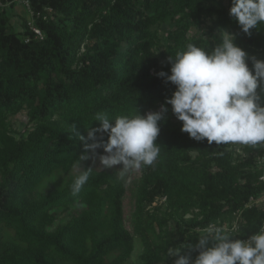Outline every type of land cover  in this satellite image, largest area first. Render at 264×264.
I'll return each instance as SVG.
<instances>
[{"label": "trees", "instance_id": "obj_1", "mask_svg": "<svg viewBox=\"0 0 264 264\" xmlns=\"http://www.w3.org/2000/svg\"><path fill=\"white\" fill-rule=\"evenodd\" d=\"M17 1L32 13L21 29L12 25ZM228 3L0 0V264H127L137 244L139 264H160L170 247L195 243L210 224L237 220L233 239L241 240L259 230L264 211L246 207L264 189L254 161L237 156L231 143L190 138L173 113L159 122L156 162L130 185L122 165L102 169L97 156L82 162L93 171L77 196L75 179L46 190L85 154L79 137L100 126L96 113L145 115L171 98L175 86L150 72L170 74L169 57L189 43L211 52L219 30H228L249 57L264 60V26L243 33ZM206 19V39L189 37ZM168 20L175 27L159 52ZM26 109L33 127L18 139L11 119Z\"/></svg>", "mask_w": 264, "mask_h": 264}, {"label": "clouds", "instance_id": "obj_2", "mask_svg": "<svg viewBox=\"0 0 264 264\" xmlns=\"http://www.w3.org/2000/svg\"><path fill=\"white\" fill-rule=\"evenodd\" d=\"M229 14L241 31L250 35V30L264 26V0H231ZM219 31L221 42L211 52L189 43L175 58L169 57L170 74L161 71L157 75L174 85L175 91L159 111L145 115L136 112L132 117L117 116L114 120L106 112L96 113L94 121L100 126L87 128V135L79 137L85 154L76 164L80 172L71 185L73 196L89 180L93 169L83 168L82 162L90 158L95 162L98 156L102 169L122 165L121 177L142 166H152L160 152L156 140L159 122L168 112L166 105L182 122L181 131L196 141L264 144V103L257 92H264V60L249 57L236 45L233 34ZM98 149L104 154L98 155ZM237 230L210 224L195 243L170 247L167 257L174 258L173 264H264V225L246 240L233 239ZM193 252L198 253L195 259Z\"/></svg>", "mask_w": 264, "mask_h": 264}, {"label": "rangeland", "instance_id": "obj_3", "mask_svg": "<svg viewBox=\"0 0 264 264\" xmlns=\"http://www.w3.org/2000/svg\"><path fill=\"white\" fill-rule=\"evenodd\" d=\"M223 2L225 4V6H227V7L229 6L228 0H223ZM12 14H13L12 25L18 29H21L20 25L25 20L32 22V13L30 12L27 5L21 1H17L16 4L12 7ZM211 25H212L211 20L206 19L199 26L193 27L190 30L188 36L189 37H197L200 39H206V35H207V33L209 31V27ZM174 27H175V23L171 22L170 20H168L167 23L161 27L160 36L162 38L163 46L160 47L159 52L166 51V47L168 46L167 35L172 29H174ZM226 31L229 32L230 34H232L230 31H228V30H226ZM260 56H262V55H260ZM161 71H163V68H153L150 73L152 76L156 77V76H158L157 74ZM166 107L168 108V112L166 113L165 118L162 119V121L165 123H167L168 121H170L172 119L171 106L166 105ZM28 113H29V111L26 109V110L22 111L20 114H18L16 117L11 119V123L13 125L14 131L16 132V136L18 139L23 135H27L28 131L33 127V124H31L29 122ZM173 121L178 125V127L182 128V124L180 121L174 120V119H173ZM82 167H83V164H82ZM79 172H80V169L75 166L69 174L61 175L56 179V181H52V182L47 183L46 190L52 188L53 186H57V187L62 186L66 181H69L71 179H75L79 175ZM124 177H125L127 183L130 185L132 181H134L135 179H137L139 177L138 170L131 171V172L125 174ZM163 202H164V200H163ZM126 204H127V208L129 209V199L127 200ZM197 212L198 211H195V213L188 214L186 216V218L195 217ZM230 223H232L233 225H236V224L238 225L237 220H233ZM232 224H230V225H232ZM230 225H227L226 227L228 229H232V228H230L231 227ZM140 255H141V247L139 244H137L136 249L133 253L132 259L127 264H139L140 263L139 262ZM160 264H173V263L171 262V258L169 257L167 261L160 263Z\"/></svg>", "mask_w": 264, "mask_h": 264}, {"label": "built area", "instance_id": "obj_4", "mask_svg": "<svg viewBox=\"0 0 264 264\" xmlns=\"http://www.w3.org/2000/svg\"><path fill=\"white\" fill-rule=\"evenodd\" d=\"M37 34L41 35V33L33 29ZM252 147L253 150L246 151L247 147ZM230 150L234 151L237 156H240L242 159L253 160L255 164V168L260 172L259 182L264 187V144L257 145H243L237 143H231ZM247 208H258L264 211V189L260 196L251 197L247 206ZM264 225V223H263ZM227 228V227H225ZM238 229V225H234L232 229ZM228 229V228H227Z\"/></svg>", "mask_w": 264, "mask_h": 264}]
</instances>
